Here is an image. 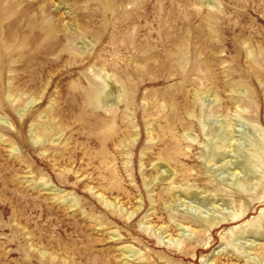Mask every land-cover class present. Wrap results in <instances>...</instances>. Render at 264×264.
Returning <instances> with one entry per match:
<instances>
[{"label": "rangeland", "instance_id": "1", "mask_svg": "<svg viewBox=\"0 0 264 264\" xmlns=\"http://www.w3.org/2000/svg\"><path fill=\"white\" fill-rule=\"evenodd\" d=\"M260 199L264 0H0V264H264Z\"/></svg>", "mask_w": 264, "mask_h": 264}, {"label": "bare ground", "instance_id": "2", "mask_svg": "<svg viewBox=\"0 0 264 264\" xmlns=\"http://www.w3.org/2000/svg\"><path fill=\"white\" fill-rule=\"evenodd\" d=\"M89 94H90V98H89L90 101H91V102H94V101H95V98H94V94H93V92H90ZM220 131H221V130L219 129L217 132H220ZM239 139H240V138H239ZM230 174L232 175L233 172L230 171ZM263 200H264V199H260V200H258V201H255L253 205H255V204H257V203H260V202H262ZM252 207H253V206H252ZM243 214H244L243 211H241L240 213H234V214H232L230 217H228V219H229L230 221H236L238 218L240 219V217H242Z\"/></svg>", "mask_w": 264, "mask_h": 264}]
</instances>
